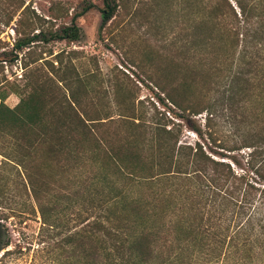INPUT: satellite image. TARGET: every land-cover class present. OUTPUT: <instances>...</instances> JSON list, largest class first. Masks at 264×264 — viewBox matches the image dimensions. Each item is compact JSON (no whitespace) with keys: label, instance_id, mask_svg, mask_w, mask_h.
I'll list each match as a JSON object with an SVG mask.
<instances>
[{"label":"trees","instance_id":"trees-1","mask_svg":"<svg viewBox=\"0 0 264 264\" xmlns=\"http://www.w3.org/2000/svg\"><path fill=\"white\" fill-rule=\"evenodd\" d=\"M237 3L239 15L202 39L195 24L174 73L153 78L174 121L135 103L121 104L115 118L58 86L54 60L63 62L43 58L44 47L79 41L77 21L95 6L45 29L27 16L25 0H14L25 9L0 63L22 56L26 72L10 80L1 64L0 136L11 137V158L24 169L44 225L60 238L55 264H264V0ZM118 11L117 0H103L101 28ZM16 15L11 0H0V48ZM47 63L53 71L41 73ZM12 94L20 99L13 108ZM204 112L206 131L183 141V121ZM218 117L232 126L235 148L211 130ZM63 203L73 229L59 216Z\"/></svg>","mask_w":264,"mask_h":264},{"label":"rangeland","instance_id":"rangeland-1","mask_svg":"<svg viewBox=\"0 0 264 264\" xmlns=\"http://www.w3.org/2000/svg\"><path fill=\"white\" fill-rule=\"evenodd\" d=\"M25 1L26 6L31 7L27 9V16L31 19L38 16L41 19L39 25L45 29L70 24L72 17L83 12L86 6H95L77 21L81 28L79 41L51 43L44 47L43 58L52 62L58 55V60L63 62L61 67L54 60L53 66L58 74L56 82L68 96L72 90L89 109L111 108L110 113L115 118L119 114L117 107L135 103L150 113L166 111L169 119L178 121L169 109L171 103L161 101L165 96L153 78L174 73L171 66L187 55L186 49L181 47L193 39L195 24L201 27L199 38L202 39L213 24L220 29L235 18L234 11L238 15L240 12L238 0H117V15L101 28L103 0ZM13 2L11 0V16L17 15L3 35L7 44L0 48V60L10 57L2 53L12 50L13 27L25 9L14 8ZM41 50L43 48L37 49L35 58L41 55ZM50 50H53L52 56ZM41 62L30 68L42 65ZM24 63L20 56L18 64L11 66L5 62L0 63V67L3 65L5 74L13 80L25 75ZM46 69L53 71L52 65L47 63L41 67V73L47 72ZM59 78L65 81L59 83ZM86 84L88 94L84 89ZM19 101L18 96L12 94L6 104L13 108ZM207 119V112L185 119L182 123L183 141H198L195 129L205 132ZM210 128L226 148L238 146L234 130L226 118L212 119ZM13 144L10 136H0V264H55L51 251L60 238H54L55 232L44 225L24 169L11 158ZM214 149L223 155L229 154L219 147ZM37 160L42 161L41 158ZM66 207L63 203L59 216L69 221V228L73 229V211H64ZM6 241L9 245L2 246Z\"/></svg>","mask_w":264,"mask_h":264},{"label":"flooded vegetation","instance_id":"flooded-vegetation-1","mask_svg":"<svg viewBox=\"0 0 264 264\" xmlns=\"http://www.w3.org/2000/svg\"><path fill=\"white\" fill-rule=\"evenodd\" d=\"M3 243H4V242H3ZM3 243H2V244H3ZM2 244H1V245H2Z\"/></svg>","mask_w":264,"mask_h":264}]
</instances>
